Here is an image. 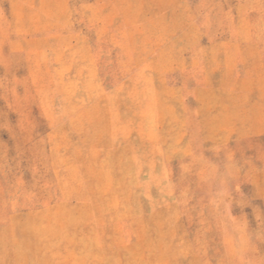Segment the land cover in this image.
<instances>
[{"label": "rangeland", "instance_id": "374dc122", "mask_svg": "<svg viewBox=\"0 0 264 264\" xmlns=\"http://www.w3.org/2000/svg\"><path fill=\"white\" fill-rule=\"evenodd\" d=\"M0 264H264V0H0Z\"/></svg>", "mask_w": 264, "mask_h": 264}]
</instances>
